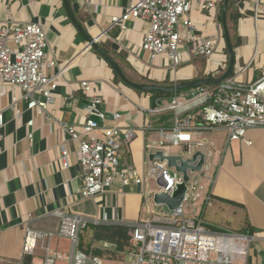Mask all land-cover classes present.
<instances>
[{"label":"crops","instance_id":"0c3cea01","mask_svg":"<svg viewBox=\"0 0 264 264\" xmlns=\"http://www.w3.org/2000/svg\"><path fill=\"white\" fill-rule=\"evenodd\" d=\"M128 2L73 1L78 19L91 34L106 33L101 42L119 56L128 77L137 82L172 85L223 74L220 65L225 63L224 54L228 64L229 57L220 20L216 21L213 15L204 16L196 9L192 11L197 33L215 39L221 53L210 60L197 58L174 69L162 59L152 63L149 53L142 49L148 22L134 20L125 32L112 22V17L124 13ZM233 3V11L238 16L232 24L239 43L235 47L236 67L231 78L248 86L264 77V0H234ZM8 19L41 25L59 65L70 64L55 91L51 108L54 117L81 129L90 119L89 109L82 106V101L100 97L101 113L108 115L103 125L118 123L135 129V138L124 148L123 159L145 175L149 154L160 135L151 128L153 114L144 109L157 108L170 97L158 99L153 106L149 94L115 82L111 66L93 49H84L86 40L69 19L63 0H0V21ZM96 78L99 82L95 89L90 95H84L81 81ZM22 93L21 88L13 90L0 81V113L4 115V124L0 126V264H43L42 245L33 255L22 251L26 226L56 231L62 212L101 218L106 210L114 218L121 211L122 223L130 226L146 218L143 193L138 187H122L117 183L100 202L81 196L77 155L72 153L68 157L67 166L58 159L62 143L71 151L75 150V143L59 122L49 126L43 116L26 109L25 101L19 104L23 112L18 118L9 104L13 94L20 97ZM187 98L181 109L183 113L198 111L204 104L203 98ZM115 113L122 115L120 120L115 121ZM31 119L34 120L33 140L28 139L31 129L27 123ZM192 138L213 143L214 150L215 178L210 186L206 182L209 193L198 203L202 217L208 225L220 230L254 236L252 264H264V127L247 130L246 139L251 143L230 140L222 127L193 131ZM177 149L174 147L172 151L178 152ZM50 243L60 251L69 252L72 248L71 241L65 238H53ZM250 260L249 257L248 264Z\"/></svg>","mask_w":264,"mask_h":264},{"label":"built area","instance_id":"2783aa9c","mask_svg":"<svg viewBox=\"0 0 264 264\" xmlns=\"http://www.w3.org/2000/svg\"><path fill=\"white\" fill-rule=\"evenodd\" d=\"M224 0H129L123 14L112 17V22L122 32L129 29L130 22L143 20L149 28L145 33L142 49L149 53L153 63L158 59L166 61L174 69L183 63L197 58L212 59L219 51L215 39L198 34L192 16L194 9L202 15H213L219 21ZM105 32L91 34L96 42L105 38ZM84 49H92L86 42ZM221 64L224 73L228 68L227 55ZM70 64L59 65L51 53V45L46 30L34 22H21L15 19L0 21V81L13 90L21 88L20 97L13 94L9 108L19 118L23 110L19 107L25 101L26 109L35 111L46 120L49 126L59 122L51 112L55 103V91L59 80L64 76ZM57 69L55 73L50 72ZM232 77V76H231ZM229 77L218 88L207 86L189 89L188 93L176 94L167 103L154 109H144L148 114L161 111H174L175 122L171 130L160 129V139L155 149L165 154L190 156L196 150L205 153L201 171H189L190 180L186 200L181 208L171 211L153 201L155 192L172 193L176 184L182 181V174L170 168L167 161L149 160L147 171L142 175L138 169L123 159L124 148L135 138L132 127L120 124L105 126L87 120L81 129L71 123L59 122L69 135L76 148L71 151L66 143L60 147L59 161L68 165V157L75 153L79 159L83 198H92L97 202L106 196L119 183L122 187H139L144 197L147 217L133 225L129 232L131 247L123 252V260L115 264H248L252 253V235L216 230L209 226L199 211L198 203L207 197L209 187L215 178L213 143L194 141L192 132L222 127L227 130L230 140L246 139V133L252 127H264V77L252 85H244ZM99 80L81 81V90L88 96ZM187 96L203 98L204 104L198 111L183 113ZM191 98V99H192ZM190 100V99H189ZM93 103H101L98 96L92 97ZM91 107L89 108L90 112ZM104 118V114L101 113ZM115 121L121 119L115 113ZM4 124V115L0 113V126ZM29 140L34 139V120L28 121ZM180 151L173 152L172 148ZM188 148V154L183 149ZM155 185V187L153 186ZM104 217L91 218L60 213L58 230L45 231L29 225L25 229L22 247L24 254H35L43 246L45 255L43 264H104L110 258L97 255L100 244L93 243L89 250L79 248L80 232L88 223H122L123 216L118 211L114 218L104 211ZM65 238L71 241L69 252L60 251L51 246L53 238ZM264 262V249L262 250Z\"/></svg>","mask_w":264,"mask_h":264},{"label":"water","instance_id":"95a60500","mask_svg":"<svg viewBox=\"0 0 264 264\" xmlns=\"http://www.w3.org/2000/svg\"><path fill=\"white\" fill-rule=\"evenodd\" d=\"M65 10L69 19L80 33V35L86 40L89 46L98 53L112 68V70L118 75L122 83L137 91L145 93H159L163 95L177 94L187 89L198 88L201 86H208L211 84L221 85L226 79L231 77L236 67V51L232 43L230 30L227 21V12L230 4V0H224L222 7V26L224 30L226 47L229 57V64L227 70L218 77H203L197 79H191L172 85H163L150 82H137L130 79L123 68L114 58V56L104 49L99 42H96L90 31L81 23L78 19L73 7L72 0H63ZM82 106L90 109V118L99 124H103L104 119L108 118V115L101 116L102 106L100 103H93L92 100L86 99L82 101ZM188 148L183 149L184 154H188ZM149 159L154 161L155 159L161 162L167 161V165L170 168H175L177 172L182 174V181L176 184V187L171 194L167 192H155L153 195V201L156 205L164 206L166 209L175 211L181 208L186 200V193L188 190L187 183L190 180L189 171L198 172L202 170L205 153L201 150H196L190 156L184 157L182 154H165L162 150H157L149 154ZM141 191V186L138 187ZM100 245L107 249H117V245L109 241H100Z\"/></svg>","mask_w":264,"mask_h":264},{"label":"trees","instance_id":"16d2710c","mask_svg":"<svg viewBox=\"0 0 264 264\" xmlns=\"http://www.w3.org/2000/svg\"><path fill=\"white\" fill-rule=\"evenodd\" d=\"M233 1L234 0H230L228 12H227V21H228V27L230 30L232 43L235 48L238 45L239 41L234 36V26L232 24V21H236L238 15L233 11V6H234ZM219 20L222 23V11L219 14ZM100 44L104 49H106L108 52L113 54L117 62L121 64L119 56L114 51H112L106 44H104V42H101ZM121 67L123 68L122 64H121ZM114 81L117 83L119 82L122 83V81L120 80V78L115 72H114ZM207 87L214 89V88H218V85L211 84V85H208ZM139 92H142V91H139ZM147 94L151 96V101H152L153 106H156V102L160 98L174 96V94H171V95H163L159 93H147ZM174 122H175V112L174 111H170V110L161 111V112L153 114V117L151 120V128L154 131H159L160 129L171 130L174 126ZM211 227L213 229L220 230L213 226ZM132 228L133 226L123 224V223H99V224L88 223L87 226L80 232V240H79L78 246L82 250H89L91 245L94 242L100 243V241L102 240L109 241L117 245L116 250L107 249V248H96L94 249V252L97 255L103 256L104 254H107L108 257L110 258H118L121 252L131 247L129 232L131 231Z\"/></svg>","mask_w":264,"mask_h":264},{"label":"rangeland","instance_id":"374dc122","mask_svg":"<svg viewBox=\"0 0 264 264\" xmlns=\"http://www.w3.org/2000/svg\"><path fill=\"white\" fill-rule=\"evenodd\" d=\"M139 81V80H138ZM177 83V82H176ZM183 91H181V92H179V94H181ZM173 94V93H172ZM168 95H171V94H168ZM174 95H176V94H174ZM171 98L172 97H170V98H167L166 100H171ZM178 151L180 150V149H177ZM153 186L155 187V185L153 184ZM231 232V231H230ZM232 232H234V231H232ZM242 234H245V233H242ZM253 248H255V247H253ZM255 255L254 254H251V256H250V264H252V262H253V260H254V257ZM109 259H111V258H109ZM109 259H107L105 262H104V264H115V262H117V261H120V260H123V257H122V255H120L118 258H112V260H109Z\"/></svg>","mask_w":264,"mask_h":264}]
</instances>
